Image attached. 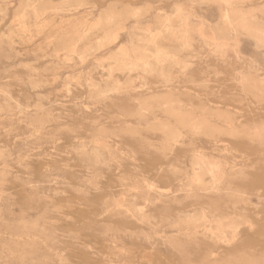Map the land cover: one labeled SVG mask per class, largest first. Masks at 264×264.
Masks as SVG:
<instances>
[{"label":"rangeland","instance_id":"1","mask_svg":"<svg viewBox=\"0 0 264 264\" xmlns=\"http://www.w3.org/2000/svg\"><path fill=\"white\" fill-rule=\"evenodd\" d=\"M0 264H264V0H0Z\"/></svg>","mask_w":264,"mask_h":264}]
</instances>
